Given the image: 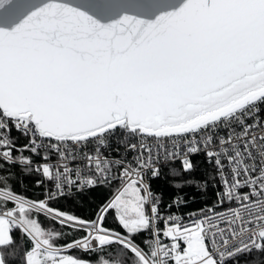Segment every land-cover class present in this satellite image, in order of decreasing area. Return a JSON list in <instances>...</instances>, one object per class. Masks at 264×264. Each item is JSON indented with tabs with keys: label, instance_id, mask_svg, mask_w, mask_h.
Masks as SVG:
<instances>
[{
	"label": "snow or ice",
	"instance_id": "obj_1",
	"mask_svg": "<svg viewBox=\"0 0 264 264\" xmlns=\"http://www.w3.org/2000/svg\"><path fill=\"white\" fill-rule=\"evenodd\" d=\"M0 264H264V0H0Z\"/></svg>",
	"mask_w": 264,
	"mask_h": 264
},
{
	"label": "trees",
	"instance_id": "obj_2",
	"mask_svg": "<svg viewBox=\"0 0 264 264\" xmlns=\"http://www.w3.org/2000/svg\"><path fill=\"white\" fill-rule=\"evenodd\" d=\"M25 141L21 139L19 144H24ZM194 163L197 164L196 172L192 173L198 180L204 179V172L208 169V165L204 163V157H198L194 160ZM179 164H177V167ZM167 169L163 170L162 174H166ZM21 173L19 170L16 171V176H20ZM40 177L35 174L30 176H25L22 179V182L15 184V191L19 194H22L26 197L38 199L43 196V188L36 187V180ZM152 189L154 192H163L165 202H170L171 198L175 195V190L169 186L168 180L166 179H157L152 181ZM115 189H109L108 187H102L95 191L93 197L90 198L91 202L99 203L101 200L107 199L110 197L111 193L114 192ZM183 192L186 194L185 198L190 200L189 205L184 208L182 211L187 213L189 211H196L199 208L204 207L205 205H211L215 200V190L211 184H209L207 192L201 193L198 192L194 187H186L183 189ZM55 207H59L64 211H71L76 215L87 216L90 215L91 209L87 206V204H72L71 202L61 201V203L54 205ZM47 226V224H45ZM109 226H115L109 218ZM77 256H84V253L76 252L74 253Z\"/></svg>",
	"mask_w": 264,
	"mask_h": 264
},
{
	"label": "built area",
	"instance_id": "obj_3",
	"mask_svg": "<svg viewBox=\"0 0 264 264\" xmlns=\"http://www.w3.org/2000/svg\"><path fill=\"white\" fill-rule=\"evenodd\" d=\"M198 157H203L202 155L201 156H196V157H193V161L198 158ZM177 164H179V162H177Z\"/></svg>",
	"mask_w": 264,
	"mask_h": 264
}]
</instances>
